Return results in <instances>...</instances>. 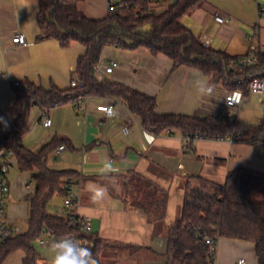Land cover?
Listing matches in <instances>:
<instances>
[{
	"label": "crops",
	"instance_id": "crops-1",
	"mask_svg": "<svg viewBox=\"0 0 264 264\" xmlns=\"http://www.w3.org/2000/svg\"><path fill=\"white\" fill-rule=\"evenodd\" d=\"M175 0H149L153 13H162ZM264 0H206L181 23L203 43L229 54H247L252 46L264 50V13L258 5ZM78 7L87 16L104 18L109 10L106 0H80ZM40 0H0V135L6 133L17 114L12 110L16 97L15 82L26 80L49 88H68L75 77L78 58L86 47L73 41L63 47L56 38L37 40L41 29L37 16ZM216 16L227 20L218 22ZM21 32L27 41L12 42ZM113 60L118 66L106 72ZM96 75L123 83L157 99L158 113L193 115L228 111L224 104L226 90L211 82L199 69L181 65L163 53L154 54L147 47L126 49L115 45L103 48ZM109 98L89 97L88 112L79 111L71 102L50 108L31 109L30 130L23 136L24 145L38 151L53 138H63L64 149L49 159L55 169H73L79 173L80 190L76 211L89 216L90 236L103 240L99 264H167V242L170 227L179 219L189 179L202 176L223 183L228 172L240 168L264 173V148L226 140H195L188 149L179 132L154 135L146 131L139 119L121 101L115 103L116 113L105 116L97 111ZM251 124L264 123V92L245 94L235 113ZM51 124L45 126L43 117ZM58 146V147H59ZM151 182L153 195L147 210L135 206L138 196L136 179ZM9 192L5 220L23 233L28 228L30 200L35 192L32 173L21 171L15 157L8 171ZM106 189L102 199L87 187ZM62 197V199L55 198ZM63 193L53 196L48 210L61 214ZM99 201V202H98ZM35 245L39 264H50V245ZM24 251L11 252L2 264H23ZM258 264L252 241L220 237L214 264Z\"/></svg>",
	"mask_w": 264,
	"mask_h": 264
},
{
	"label": "trees",
	"instance_id": "trees-1",
	"mask_svg": "<svg viewBox=\"0 0 264 264\" xmlns=\"http://www.w3.org/2000/svg\"><path fill=\"white\" fill-rule=\"evenodd\" d=\"M79 1L40 0L37 20L41 31L36 39L56 38L63 47L78 41L86 51L78 58L74 71L73 79L80 86L59 88L53 84L46 88L29 80L15 85L16 97L11 108L17 116L9 130L0 135V145L13 151L21 171L32 173L35 192L30 200L27 230L0 241V264L17 249L24 251L23 264H39L35 243L45 228L54 231L56 240L63 236L76 241L87 239L86 246L92 249L97 262L104 244L101 238L69 226L63 215L49 212L48 204L53 196L65 195L69 183L78 182L79 173L49 166V159L64 142L63 138H53L38 151L24 145L23 136L30 130L34 106L46 112L79 97H104L114 103L123 102L143 128L154 135L179 132L190 150L198 139L227 138L248 143L256 150L264 148V123L251 124L236 114L223 118L219 112L158 113L155 96L107 78L99 79L96 75L106 45L126 49L147 47L154 54L163 53L171 58L174 68L187 65L199 69L211 82L220 84L226 94L233 90L246 94L252 79L264 78V50L254 51L257 57L254 64L234 67L233 63L242 55L215 49L196 37L181 23V18L206 0H175L158 14L151 12L149 0H122V7L109 11L100 19L81 11ZM241 75L244 78L238 82L237 77ZM135 181L138 196L135 195L133 204L147 210L153 198L149 192L151 182L141 178ZM204 234L215 241L220 237L252 241L258 264H264V173L240 168L228 172L223 183L202 176L186 182L180 217L168 233L167 264H208Z\"/></svg>",
	"mask_w": 264,
	"mask_h": 264
},
{
	"label": "built area",
	"instance_id": "built-area-1",
	"mask_svg": "<svg viewBox=\"0 0 264 264\" xmlns=\"http://www.w3.org/2000/svg\"><path fill=\"white\" fill-rule=\"evenodd\" d=\"M107 7L109 11L114 10L117 7H122V0H106ZM259 10L264 13V4L259 7ZM218 22L223 23L227 20V18L223 16H216L215 18ZM12 42L20 45H24L27 43L25 36L21 32H17L13 38ZM258 48L252 46L250 51L247 54L242 55L237 62L233 63L234 67L238 66H247L254 64L257 62V57L254 54ZM118 61L113 60L106 66V72L111 73L118 66ZM244 78V75L238 76V82H241ZM20 82L16 81L15 85H19ZM71 86H80V83L76 80L72 79L70 82ZM248 92L250 93H263L264 92V78L255 77L251 80L248 86ZM235 98L231 102V106L229 107L227 103L224 101L226 107H228V111L222 113V117H229L236 113L238 106L244 100L245 94L241 90H233L226 94L224 100L229 97ZM89 98V97H88ZM88 98L79 97L76 101L72 102L79 111L87 113V105L86 100ZM97 111L102 112L105 116H113L116 113V107L113 100H109L104 103L101 102L96 107ZM42 123L45 126H49L51 124V119L48 116H44ZM231 141H234L233 138H227ZM64 149V146L61 145L58 147L56 151V155ZM14 158L13 151L8 148L6 145H0V241H5L11 236L19 233V228L9 225L5 220V210L7 203V195L9 192V180H8V171L11 165V160ZM79 181L74 183L71 181L67 187L66 194L64 197V207L63 215L67 221V224L71 227H74L82 232L90 234L92 232V222L89 216L79 215L76 211L80 190L75 189V185H78ZM38 241L41 244H45L48 242L56 241L54 231L51 228H45L44 232L38 237ZM78 243L86 246L89 241L87 239L77 240ZM203 243L206 246V254L208 255V264H214L217 241H215L208 234L203 235ZM239 264H246L245 259L239 260Z\"/></svg>",
	"mask_w": 264,
	"mask_h": 264
},
{
	"label": "clouds",
	"instance_id": "clouds-1",
	"mask_svg": "<svg viewBox=\"0 0 264 264\" xmlns=\"http://www.w3.org/2000/svg\"><path fill=\"white\" fill-rule=\"evenodd\" d=\"M234 98L235 95L224 101L230 107ZM87 187L97 193L100 199L106 194V189L94 186L91 183ZM50 252V264H98L92 249L78 243L71 237L63 236L51 243Z\"/></svg>",
	"mask_w": 264,
	"mask_h": 264
},
{
	"label": "rangeland",
	"instance_id": "rangeland-1",
	"mask_svg": "<svg viewBox=\"0 0 264 264\" xmlns=\"http://www.w3.org/2000/svg\"><path fill=\"white\" fill-rule=\"evenodd\" d=\"M55 198H59V199H62V197H57V196H55ZM52 200H53V198H52ZM51 200V204H50V206H52V204H53V201Z\"/></svg>",
	"mask_w": 264,
	"mask_h": 264
}]
</instances>
